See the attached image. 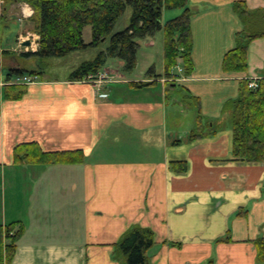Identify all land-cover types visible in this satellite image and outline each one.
Returning a JSON list of instances; mask_svg holds the SVG:
<instances>
[{
    "label": "crops",
    "instance_id": "0c3cea01",
    "mask_svg": "<svg viewBox=\"0 0 264 264\" xmlns=\"http://www.w3.org/2000/svg\"><path fill=\"white\" fill-rule=\"evenodd\" d=\"M236 1L190 0L195 68L176 83L164 75L163 52L161 68L154 64L141 79L102 68L119 75L103 85L106 97L89 83L70 80L74 64L64 77L42 73L22 99L2 101V240L8 223L24 229L11 264H127L114 258V244L135 224L155 232L150 264L211 258L216 264H259L253 241L264 237V162L235 159L223 106L239 95L242 79L264 77V37L250 43L246 72L223 70V57L243 26L233 11ZM244 1L251 11L264 10V0ZM3 3L0 21L15 14L21 29L12 49L0 44L1 79L18 67L44 72V59L20 55L28 52L20 50L24 39L34 40L29 52L39 48L40 37L28 23L32 7ZM170 10L163 22L182 12ZM158 33L164 39L158 31L145 38L147 47ZM141 82L146 85H135ZM129 93L134 96L127 98ZM202 130L215 133L190 140L192 131ZM30 141L47 151L82 149L86 157L76 164H14V147ZM173 161H185L187 170L176 172Z\"/></svg>",
    "mask_w": 264,
    "mask_h": 264
},
{
    "label": "trees",
    "instance_id": "16d2710c",
    "mask_svg": "<svg viewBox=\"0 0 264 264\" xmlns=\"http://www.w3.org/2000/svg\"><path fill=\"white\" fill-rule=\"evenodd\" d=\"M1 1V0H0ZM4 7L15 2L29 4L33 14L28 19L30 30L39 35V48L35 52H21L29 56L45 59L61 57L72 51L96 47L109 40L106 50L93 60L83 61L72 73L70 80L81 81L90 74H96L105 65L107 58L123 61V70L132 71L137 66L138 39L164 34V75L180 76L174 72L179 65L183 75L194 71L192 57L194 38L192 19L195 11L190 0H2ZM132 9L130 24L123 30L114 31L120 17L128 8ZM166 9H181L178 16L163 22ZM5 11V9H4ZM233 11L242 22L241 30L235 33L236 45L228 50L222 61L226 73L246 72L248 69V49L250 43L264 37V10L251 11L244 0L233 3ZM4 15V12H3ZM1 18V16H0ZM92 26V41L86 43L83 30ZM43 71L12 68L4 81L7 84L0 91V112L2 101L22 99L28 92V86L11 83L13 75H38ZM16 76V77H17ZM1 80V67H0ZM249 79H242L240 93L229 99L223 106V112L230 113V125L233 132V156L247 162H264V77L258 86L251 88ZM144 86L146 83H136ZM194 102L199 103L195 97ZM215 131H192L189 138L196 140ZM82 149L47 151L36 141L22 142L13 149V163L23 164H76L85 160ZM173 170L183 173L188 165L185 161H173ZM23 226L17 222L5 226L6 240L0 243V264H11L17 249V242L23 233ZM155 232L152 228L140 224L132 225L114 244V258L127 264H150L149 250L155 244ZM257 262L264 263V237L255 239ZM203 264H216L211 258Z\"/></svg>",
    "mask_w": 264,
    "mask_h": 264
},
{
    "label": "rangeland",
    "instance_id": "374dc122",
    "mask_svg": "<svg viewBox=\"0 0 264 264\" xmlns=\"http://www.w3.org/2000/svg\"><path fill=\"white\" fill-rule=\"evenodd\" d=\"M176 10V9H175ZM170 10V11H175ZM1 12V11H0ZM131 15H132V9L129 7L125 13L120 17L119 21L117 22L115 26V32L120 31L125 29L131 21ZM1 16V14H0ZM16 15H10V18L5 20L0 21V44L5 48V49H12L13 44L15 43L16 36L19 33L21 27L17 21H15ZM174 18V17H173ZM166 22V21H165ZM161 33V32H160ZM160 33H158V36L156 37L155 40V45L152 47H147L146 45V39H138L140 44V47L138 48L137 51V66L134 70L132 71H124L123 69L119 68V63L117 58H111L108 57L107 61L104 65V69L107 68H113L115 71L120 72L123 75H126L127 77H132V78H139L141 79L142 77L146 76L153 65H159L158 68H161V57L163 56L164 48H163V43L164 39L162 40L161 37H159ZM83 38L86 43H90L92 41V26L88 25L84 28L83 30ZM109 45V40H106L105 42L99 44L96 47H91L88 46L87 48L79 49L70 52L69 54L61 57H47L44 59V65L45 69L43 72V75L45 78H55V77H64L66 74L70 72V69L74 64L77 65V67L83 62L87 60H93L98 54L104 50ZM21 59H24L23 57ZM149 61L151 63H149ZM152 66H149V65ZM29 67H32L31 65H28ZM178 67H181L180 65ZM176 67L174 69V72L177 74H181V71ZM72 70V69H71ZM161 72L162 69H160ZM160 70H158L160 72ZM183 76V75H182ZM185 76V75H184ZM175 76L172 77H167V80L169 82L176 83V79L174 78ZM184 85V84H183ZM128 87V83L125 85ZM185 88V87H184ZM180 90L183 89V86L179 87ZM126 94V93H125ZM127 98H130L133 95V93H129L126 95ZM194 102V100H193ZM187 104H190V102ZM192 104V103H191ZM206 124V123H204ZM115 147H113L114 149ZM120 155H123V153L119 152ZM127 156V155H124ZM8 171V169H7ZM7 180L9 178L7 174ZM5 180V179H4ZM3 182L1 179L0 175V185ZM1 191V187H0ZM1 194V193H0ZM7 196H9V190L7 191ZM8 198L7 202V209L10 210V197ZM2 208V203L0 199V211ZM8 218H10V213H8ZM52 218H54L52 216ZM57 218L52 219L51 222L55 221ZM59 219V218H58ZM58 225H60V221H58ZM2 241V236L0 234V242Z\"/></svg>",
    "mask_w": 264,
    "mask_h": 264
},
{
    "label": "built area",
    "instance_id": "2783aa9c",
    "mask_svg": "<svg viewBox=\"0 0 264 264\" xmlns=\"http://www.w3.org/2000/svg\"><path fill=\"white\" fill-rule=\"evenodd\" d=\"M178 69L181 71V74H182L183 68L178 67ZM118 77L119 75L117 74V72L114 73V72L102 70V71L97 72L96 74L88 75L81 81L92 85L95 88V91L99 96L106 97L107 94L102 91L103 85L109 81H117ZM174 78L177 80L178 76H175ZM38 80H39L38 75H21L16 80L12 81L11 83L29 85V84L36 83ZM259 80H260V77L249 78V83H248L249 87L251 88L257 87ZM6 84H7L6 81L2 79L0 80V91Z\"/></svg>",
    "mask_w": 264,
    "mask_h": 264
},
{
    "label": "water",
    "instance_id": "95a60500",
    "mask_svg": "<svg viewBox=\"0 0 264 264\" xmlns=\"http://www.w3.org/2000/svg\"><path fill=\"white\" fill-rule=\"evenodd\" d=\"M33 39L32 38H27L24 39L20 42V50L21 51H29L32 48L33 45ZM37 44H39V40L35 41Z\"/></svg>",
    "mask_w": 264,
    "mask_h": 264
}]
</instances>
